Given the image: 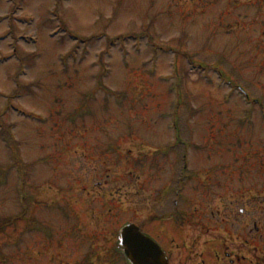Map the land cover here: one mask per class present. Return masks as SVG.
<instances>
[{"label": "rangeland", "instance_id": "374dc122", "mask_svg": "<svg viewBox=\"0 0 264 264\" xmlns=\"http://www.w3.org/2000/svg\"><path fill=\"white\" fill-rule=\"evenodd\" d=\"M0 61V264H199L263 203L264 0H0Z\"/></svg>", "mask_w": 264, "mask_h": 264}, {"label": "flooded vegetation", "instance_id": "af4514ba", "mask_svg": "<svg viewBox=\"0 0 264 264\" xmlns=\"http://www.w3.org/2000/svg\"><path fill=\"white\" fill-rule=\"evenodd\" d=\"M245 191L242 192V195H245ZM242 197V196H241ZM243 200V199H242ZM251 207H248L249 210L247 212L244 208H238L236 209L237 215L234 214V209H231L227 207L229 216L232 219V224L234 227H237L238 231H235V234L231 235L229 234V229L227 228L224 230V233L227 238H229L231 241H233L234 244H241V247L239 245L238 250H234L232 253L228 254L229 258L237 257L239 259V264H241L242 261H245L246 259L243 257V254L245 251L249 252V255L253 256L254 253L256 255H259L264 251L262 249V245L264 243V208L261 204V200L258 199V201L255 199L254 202H249ZM238 206V203L237 205ZM227 213V216H228ZM247 216V217H246ZM240 217L244 220H240ZM184 219H187L190 221L189 215L183 216ZM227 222H230V219H227ZM244 232V235L247 233V236L242 237L240 236ZM235 235V236H234ZM188 242H190L188 240ZM187 241L185 242H179L177 244L179 260L177 264H193V257L188 255L187 258H183V253L191 249L193 246V242L190 244L191 246H187ZM243 257L241 259L240 257ZM225 260L220 259V262L223 263ZM247 261V260H246ZM245 261V262H246ZM252 258L248 259V262H252ZM255 264V263H251Z\"/></svg>", "mask_w": 264, "mask_h": 264}, {"label": "water", "instance_id": "95a60500", "mask_svg": "<svg viewBox=\"0 0 264 264\" xmlns=\"http://www.w3.org/2000/svg\"><path fill=\"white\" fill-rule=\"evenodd\" d=\"M121 239L133 264H166L159 246L145 238L135 226L126 227Z\"/></svg>", "mask_w": 264, "mask_h": 264}]
</instances>
